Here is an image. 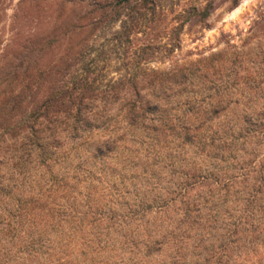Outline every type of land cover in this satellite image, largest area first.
Listing matches in <instances>:
<instances>
[{"label": "trees", "instance_id": "obj_1", "mask_svg": "<svg viewBox=\"0 0 264 264\" xmlns=\"http://www.w3.org/2000/svg\"><path fill=\"white\" fill-rule=\"evenodd\" d=\"M46 1L19 2L0 54V264H256L264 104L223 124L240 105L208 100L202 61L140 69L152 46L133 36L157 0H88L83 20L71 8L51 34L27 31L19 13ZM65 1L54 13L77 3ZM209 11L185 16L171 53ZM117 22L111 53L91 59L92 38ZM55 43L64 51L45 62ZM116 49L127 73L110 78Z\"/></svg>", "mask_w": 264, "mask_h": 264}, {"label": "rangeland", "instance_id": "obj_2", "mask_svg": "<svg viewBox=\"0 0 264 264\" xmlns=\"http://www.w3.org/2000/svg\"><path fill=\"white\" fill-rule=\"evenodd\" d=\"M20 1L5 0L0 7V54L14 36L13 31L19 28L14 27L13 23ZM71 1L77 3H71L72 7L64 3L63 11L54 13V9L59 6L56 0H48L45 3L46 11L40 8L38 12L33 10L29 14L19 13L20 23L27 31L41 24L46 27L49 35L52 26L64 22L71 8L75 11V15H72L74 20H83V16L91 10L88 0ZM208 6L209 18L203 23L196 19L188 21L180 34V48H174L171 53L175 45V31L185 16L194 8L202 10ZM93 16L88 15L87 20ZM140 22V31L133 36L136 48L152 46L150 60L144 62L140 69L166 72L176 66L202 61L204 67L195 69V81L200 89L206 88L208 100L232 101L240 105L223 114V124L236 122L248 112L249 115L256 114V109L263 106L264 0H157L155 8L146 17H142ZM119 28L120 22H117L97 32L92 38L91 59L108 57L111 53L107 47L111 44L108 41ZM60 49L55 43L51 53L45 52V62L51 58L52 52L57 54L64 51ZM120 52L116 49L112 58L117 56L122 60ZM85 60H88L87 57ZM109 66L110 78H120L127 73L121 61L116 60ZM262 152L264 154V149ZM227 153L226 156H229ZM231 164L232 161L228 160L224 166L229 167ZM261 252L258 249L259 255L252 260L256 264H264V253ZM239 264L244 263L241 261Z\"/></svg>", "mask_w": 264, "mask_h": 264}]
</instances>
